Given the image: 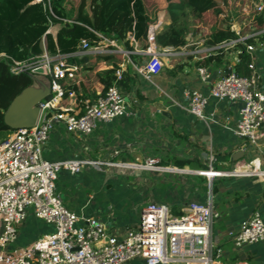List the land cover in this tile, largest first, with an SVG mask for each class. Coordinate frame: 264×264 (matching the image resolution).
Wrapping results in <instances>:
<instances>
[{"label":"built area","instance_id":"1","mask_svg":"<svg viewBox=\"0 0 264 264\" xmlns=\"http://www.w3.org/2000/svg\"><path fill=\"white\" fill-rule=\"evenodd\" d=\"M263 11L264 0H256V14ZM54 26L47 33L55 37ZM157 30V24L149 25L148 46L144 50L149 58L141 66L134 65L136 72L146 80L161 72L162 56L168 51L158 49L155 41ZM232 31L240 36L239 30ZM96 35L98 39H82L72 54H49L44 49L32 62L12 60V73L27 69L38 72L41 69L49 75L54 94L41 102L34 126L16 129L0 143V264H131L134 261L142 264H224L223 242L228 240L239 249L264 241V220L258 211L237 228L222 232L214 230L221 214L212 197L190 201L180 215H176L166 204L149 203L140 209L138 223L123 233L110 231L104 221L94 216H80L66 207L56 186L62 170L78 173L90 166H110L154 172H185L181 168L162 166L157 157L135 163L89 158L50 161L44 157V145L57 123L64 124L68 132L89 136L99 123L131 114V95L118 84L123 77V65L115 68V81L104 93L84 100L81 114L71 112L60 104L64 94L61 81L74 78L77 69L68 61L70 56L105 54L111 49L121 51L116 40ZM129 38L135 40L131 35ZM245 38L240 36L225 41L219 47H233ZM247 49L253 55L256 46L247 44ZM128 53L125 52L126 55ZM248 68L250 74L242 76L232 68L213 71L201 64L197 66L196 73L201 82L210 84L212 97L241 102L232 132L246 145L257 147L264 139V81L255 60H251ZM69 95L73 96L74 92ZM185 96L189 100V113L206 119L204 108L208 103L207 95L198 89H189ZM49 110H54L51 115H48ZM113 153L117 155L119 152L115 150ZM261 154L238 161L230 170H216L212 166L216 157L210 153L209 168L192 172L209 180L231 176H257L264 180V157ZM29 211L51 225L53 231L21 245L20 230L25 226Z\"/></svg>","mask_w":264,"mask_h":264},{"label":"crops","instance_id":"2","mask_svg":"<svg viewBox=\"0 0 264 264\" xmlns=\"http://www.w3.org/2000/svg\"><path fill=\"white\" fill-rule=\"evenodd\" d=\"M146 8L153 20L152 24H157L158 28L162 23L171 22L165 0L161 10H149L147 4ZM53 28L57 34L61 25ZM117 44L121 51L111 49L105 54L86 55L121 54L125 58L123 63L114 66L101 60L78 65L69 61L70 57L76 55L70 56L68 61L76 65L77 69L74 78L64 80V83L77 85L81 94L94 99L111 81L112 70L123 65V73L129 75L130 82L124 87L121 85L122 77L118 84L131 95V114L99 123L89 136L68 132L64 124L57 123L44 145V157L50 161L89 158L127 163L157 157L162 166L181 168L185 172L125 170L127 168L110 166H90L78 173L62 170L58 174L56 186L66 207L80 216H94L104 221L109 230L116 233H123L128 227L136 225L140 209L152 202L166 204L173 212H182V208L190 201L212 197L221 214L220 220L214 224L217 232L237 228L255 211L264 220L263 179L257 176H231L209 180L192 172L209 168L210 153L216 157L212 164L216 170H230L238 161L252 158L257 153H262L264 157V139L257 147L248 146L232 132L231 128L239 117L241 102L212 97L210 84L201 82L197 76V66L201 65V61L207 62L209 56L217 54L219 45L212 46L202 39H196L193 44L198 45L193 49L187 48L188 43L158 47L160 51L173 49L174 52L163 53L161 72L151 80H146L134 67L148 60L145 49L132 39L130 44L133 50L125 49L119 41ZM225 49L231 50L232 47L223 48L221 61L207 62L211 70L233 69L236 65L237 52L232 49L236 55L231 57L230 51ZM125 52H129L128 55ZM252 59L264 81L263 45L257 44ZM189 89H198L207 95L208 103L204 108L206 119L187 110L189 100L185 92ZM60 104L71 112L81 110L75 96L69 95ZM115 150L119 152L117 155L113 153ZM238 151H244V157L234 161L233 156ZM39 221L41 227L37 233L30 234L21 228L19 244H28L40 235L53 231L51 225ZM222 246L224 264H264V241L238 249L227 240Z\"/></svg>","mask_w":264,"mask_h":264},{"label":"trees","instance_id":"3","mask_svg":"<svg viewBox=\"0 0 264 264\" xmlns=\"http://www.w3.org/2000/svg\"><path fill=\"white\" fill-rule=\"evenodd\" d=\"M166 8L171 20L162 23L156 32V45L161 48L180 46L187 43V25L182 16L188 11L196 17H202L206 12L217 9L219 4L214 0H165ZM254 25L264 27V11L254 16ZM153 23L145 0H0V143L8 138L14 131L4 120L12 101L16 96L30 87H40L46 79L50 83V76L43 72L27 69L21 73H12L10 66L12 60L19 62H32L40 56L44 49L49 54L60 52L71 54L75 52L82 39H98L96 33L111 40L122 43L127 50H133L129 36H133L141 48L148 46L147 33L149 25ZM61 25L56 36L47 33L51 26ZM243 33V31H241ZM240 36L230 29L212 28L206 43L218 46L225 41L238 39ZM264 39V35L261 37ZM255 37H246L232 47L237 52L238 62L233 69L242 76L250 74L248 64L252 54L247 44H254ZM223 48L217 54L209 56L207 62L221 61ZM134 56V55H133ZM132 56V58H133ZM118 66L125 61L121 54H106L96 57L90 55L70 57L69 61L83 65L90 61H101ZM202 62V65H207ZM105 86L102 93L112 84ZM63 100L70 92H74L76 100L83 111L86 94H81L77 85L65 84ZM130 77L125 72L121 85L127 87ZM80 93V94H79ZM50 91L46 99L53 96ZM52 111L49 110L48 115ZM176 215L182 214L174 211Z\"/></svg>","mask_w":264,"mask_h":264},{"label":"rangeland","instance_id":"4","mask_svg":"<svg viewBox=\"0 0 264 264\" xmlns=\"http://www.w3.org/2000/svg\"><path fill=\"white\" fill-rule=\"evenodd\" d=\"M146 4L149 10L156 9L157 11L161 10L164 6V0H145V5ZM256 15V0H222V3L219 4L217 9L206 12L202 17H196L186 11L181 20L185 22V25L188 27L186 35L188 43L187 48H195L198 45L193 44L196 39L206 41L212 28L239 30L241 37L254 36V44L256 46L257 44L264 46V39L261 38L264 35V27H258L253 23V18ZM241 31H243V33ZM231 50L229 49L226 51H230L231 57H233L236 53ZM167 52H174V50L170 49V51ZM261 63L263 62L261 61ZM44 84L45 85H41L42 88L40 90L43 94H46L50 86L48 79H46ZM35 87L37 88V85ZM40 227L39 219L35 217L32 211H29L23 230L30 234H34L39 231ZM131 264L142 263L135 261Z\"/></svg>","mask_w":264,"mask_h":264},{"label":"water","instance_id":"5","mask_svg":"<svg viewBox=\"0 0 264 264\" xmlns=\"http://www.w3.org/2000/svg\"><path fill=\"white\" fill-rule=\"evenodd\" d=\"M216 3L221 4L222 0H214ZM38 72H43L41 69ZM45 85V84H41ZM42 87H30L24 90L21 94L16 96L12 101L8 111L4 116L5 123L13 130L20 128H30L35 125L39 113L40 104L46 99V96L51 91L48 88V93L43 94ZM244 157V151H238L234 154L233 160L238 161Z\"/></svg>","mask_w":264,"mask_h":264}]
</instances>
